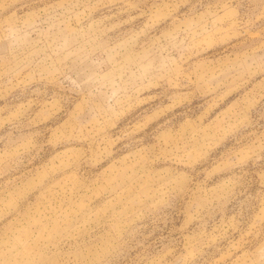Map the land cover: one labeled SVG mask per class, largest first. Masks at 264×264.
I'll list each match as a JSON object with an SVG mask.
<instances>
[{"label":"rangeland","instance_id":"obj_1","mask_svg":"<svg viewBox=\"0 0 264 264\" xmlns=\"http://www.w3.org/2000/svg\"><path fill=\"white\" fill-rule=\"evenodd\" d=\"M0 264H264V0H0Z\"/></svg>","mask_w":264,"mask_h":264}]
</instances>
